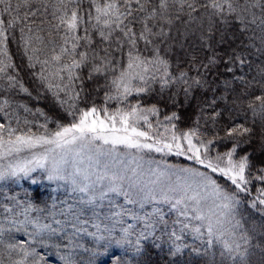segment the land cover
<instances>
[{"label": "snow or ice", "instance_id": "6c2138e0", "mask_svg": "<svg viewBox=\"0 0 264 264\" xmlns=\"http://www.w3.org/2000/svg\"><path fill=\"white\" fill-rule=\"evenodd\" d=\"M87 2L89 7L82 11L85 0H17L15 4L12 0H0V94L18 89L30 95L22 81L9 71L15 69L8 51L9 29L14 28L18 21L50 16L51 20H40L35 33L29 24L21 27L20 39L29 66H41L39 79L46 82L57 104L67 106L64 110L72 117V122L68 124L57 122L55 130L49 131L45 123L41 125L45 129L42 133L30 129L19 131L18 127L11 126V120L14 119L17 126L21 121L28 125L30 122L19 115V110L30 113L31 109L23 104L13 109L12 101L3 98L0 103L3 117L0 118L9 119L7 123H0V184L18 182L42 169L47 180L57 181L58 187H63L66 192L79 194L81 205L93 206V216L97 221L93 226L97 231L88 235L106 240L110 245L131 246L137 253L149 238H154L153 243L159 247L155 240L167 235L170 254L175 256L187 247L177 241L183 238L185 231L190 230L203 240L204 246L192 251L207 257L205 264H250L249 249L253 238L246 232L238 231L242 224L235 215L240 203L239 193H248L252 184L250 170L253 165L248 155L234 159L237 149L233 147L222 155L211 156L210 146L214 140L202 138L196 128L177 131L176 124L171 123L179 119L176 113L165 116L170 127L162 125L169 135H160L149 118L150 115H159L160 109L156 105L143 107L137 103L109 112L106 106L98 108L92 105L82 109L77 102L85 91V80L104 78L108 89L105 99L121 101H126L133 93H148L151 83H159L161 91L176 83L187 84V72L181 71L174 76L171 71L172 63L168 56L173 53L176 44L182 51L186 43L196 51H207V62L200 64L207 71L223 59L217 58V45L228 40H239L242 49L253 45L256 40L264 45V0ZM21 9H24L22 15ZM5 14L11 18L8 19ZM45 23L47 34L39 35L45 31L41 27ZM233 25L239 36L235 32L229 33ZM25 27L28 34H25ZM90 28L99 37L100 44L107 43L108 47L95 46ZM193 39L197 43L192 44ZM141 44L151 53L150 56L142 54ZM162 47L164 55H161ZM41 53H45L44 59L40 58ZM117 56L123 64H117ZM191 59L197 61V56L192 55ZM228 62L243 66L246 60L233 50ZM49 68L52 70L48 71ZM83 69H88L86 77L80 74ZM110 71L112 78L108 79ZM261 71L264 74V70ZM238 79L243 84L248 83L243 77ZM56 80L60 83H55ZM137 81L140 86L134 83ZM192 83L202 86L199 79ZM191 86L184 89L185 96ZM62 92L65 99L60 96ZM211 106L215 107V101ZM247 107L253 117L259 116L264 121V86L260 95L253 94ZM219 115L216 112V116ZM141 121L147 130L140 126ZM233 134H252V129L239 125L226 131L225 135L231 139ZM152 152L186 157L204 166L210 173L191 166L176 167L165 161H145L144 154ZM258 171L260 175L255 179L264 182V168ZM215 173H220L237 191L230 193L223 188L213 178ZM32 182L37 183L36 180ZM120 197L124 198L125 204L138 205L140 209L150 204L152 211L141 216L117 203ZM207 200H211V204L205 206ZM104 201L108 202L109 212L101 218L94 209L103 207ZM257 204L264 205V188L260 189L251 206L256 208ZM165 205L168 212L175 213L176 219L171 223L180 225V235L174 227L165 231L169 225ZM55 208V203L50 210L46 204L41 207L27 197L21 200L17 196L5 195L0 200V264H40L43 257L37 258L35 248L30 250L28 241H16L10 234L24 232L29 241L46 244L52 237L64 232L63 227L52 226L62 224L55 219ZM46 210L52 217V223H44L41 217L32 215ZM65 211L72 213L73 205L68 204L66 209L60 210V214ZM125 216L142 221V229L137 230L133 224L125 226ZM76 219L79 220V217ZM192 220L201 223L193 226ZM117 224L122 225L119 235L115 234ZM102 226L107 236L101 232ZM72 227L76 229L73 236L87 232L83 226L73 224ZM158 228L161 231L159 237L156 236ZM64 236L67 237L66 232ZM216 244L220 245V249L213 251ZM14 254L19 258L13 259ZM29 257L33 259L29 260ZM66 264L71 262L66 261Z\"/></svg>", "mask_w": 264, "mask_h": 264}, {"label": "trees", "instance_id": "16d2710c", "mask_svg": "<svg viewBox=\"0 0 264 264\" xmlns=\"http://www.w3.org/2000/svg\"><path fill=\"white\" fill-rule=\"evenodd\" d=\"M12 2L15 4L17 0H12ZM88 7V2L85 0L82 11ZM23 11L24 9L20 10L21 15ZM5 15L7 17V14ZM12 15L15 16L16 13L13 12ZM7 18L10 19L11 17ZM41 19L51 20L52 18L50 16L46 18L37 17L32 18L30 21H18L14 28L9 29L8 51L15 64V69L9 71L22 81L23 85L29 90L30 95L18 89L0 94L1 101L3 98H8L13 104H23L31 109L30 113L22 110V115L30 123L25 125L21 121V128L23 131L30 129L35 133L44 132L45 129L41 125L45 123L47 129L51 131L56 129L57 122L62 124L72 122V117L64 110L67 106L62 107L57 104L52 91L47 89L46 82L39 79L41 66L36 64L35 67H30L28 57L23 51V41L20 39L19 29L25 24H29L35 33ZM52 22L55 23L54 20ZM41 27L45 28V31L38 34L46 36L47 24L45 23ZM205 27H207V24ZM90 32L97 48L108 47L107 43L100 44L99 37L92 32L91 28ZM233 32L236 36H239L235 25L229 29L230 34ZM25 34H28L27 27H25ZM173 34L175 35V33ZM191 43L195 44L197 41L193 39ZM112 47L115 48V44ZM233 50L242 59L246 60L243 66L228 62V56L232 54ZM141 52L145 56L151 55L148 50L144 49L142 44ZM216 53L218 59L220 57H223V59H219V63L211 71H207L200 66L201 63L207 62L205 59L209 55L207 51H196L188 43L185 44V50L182 51L179 44H176L173 53L168 56L172 63L171 71L174 76L179 75L181 71L187 72V84L176 83L161 91L159 83H151L148 93H134L127 98L124 104H121L119 99H105V91H108V89L105 87L107 81L104 78L97 81L85 80V91L81 94V99L77 103L82 109L92 105L98 108L106 106L109 109L137 103H140L143 107L156 105L160 109L161 117L170 116L173 113L179 116L178 120L173 121L178 130L196 128L199 135L204 139H213L212 152H228L231 148L236 147V157L248 155L253 165L250 170L252 184L249 185L250 191L248 193H239L240 203L235 209V215L237 219L241 220V232H246L253 238L249 249L250 264H264V205L257 204L256 208L251 206L260 189L264 188V182L255 179L256 176L260 175L258 170L264 168V121H261L259 116L253 117L247 107V103L252 99L253 94L260 95L261 87L264 86V74L261 71L264 70V45L256 40L253 45L242 49L239 40L235 42L228 40L226 43L216 46ZM28 55H31V53H28ZM39 55L41 59L45 58V53ZM161 55H164L163 47ZM192 55L197 56V61H192ZM116 62L118 65L123 64L119 56L116 57ZM229 68L232 71H228ZM51 70V68L48 69V71ZM45 74L47 75V72ZM80 74L82 77H86L88 69L81 70ZM239 77H243L248 83H241ZM111 78L112 73L110 71L108 79ZM197 79L202 82V86L192 83ZM55 83H60V81L56 80ZM189 85L192 86L189 88L188 95L185 96L184 89L188 88ZM112 94H114V91ZM60 96L62 99L66 98L63 92ZM212 101H215L214 108L211 106ZM41 112L44 115H41ZM216 112H219L220 115L216 116ZM239 125L251 128L252 134H233L231 139L226 138V131ZM175 161V164H185L182 159H176ZM187 163L189 165V162ZM213 175L214 179L228 192L237 191L235 186L231 185L220 173ZM12 183V181H9L5 183V186L0 185V192L3 188H5V192L8 191L7 187H11ZM55 188L56 184L46 178H37V183L32 185L27 181L24 185L25 192L31 193L33 198L46 203L48 199H52ZM28 243L30 250L33 246L38 247V245H33L32 242L28 241ZM159 245V247H156L155 244L147 247L140 254L119 264H205L207 260L205 256H198L196 253L189 251L183 252V250L173 256L170 254V244L163 243ZM39 249H35L36 253L46 261L54 260L59 261L56 262L57 264H66V261L72 259V255L64 254L59 249V252H55V248L52 247ZM219 249L220 245H216L213 251ZM217 260H219V256H217Z\"/></svg>", "mask_w": 264, "mask_h": 264}, {"label": "rangeland", "instance_id": "374dc122", "mask_svg": "<svg viewBox=\"0 0 264 264\" xmlns=\"http://www.w3.org/2000/svg\"><path fill=\"white\" fill-rule=\"evenodd\" d=\"M134 83H136L137 86H140L138 81L134 82ZM126 101L119 100V103L121 102V104H124ZM0 103H2L1 100H0ZM16 105L17 104H13V109L16 107ZM132 105H134V104H132ZM127 106H129V105H123V106L117 107V108H125ZM117 108H114V109L108 108V109H109V112H112V111H115ZM11 110L12 109H9V111H11ZM19 115L21 117H24V115H22V109L19 110ZM101 115H103V113ZM0 117H3L2 113H1ZM149 118H150L151 122L153 123L154 128L159 129L160 135H162V136L169 135V133L164 132V128L162 126V125H167L170 127V124L168 121L165 120V117H161L160 113H159V115H156V116L150 115ZM8 119L9 118H0V123H7ZM171 123H173V121ZM11 126L14 128L18 127L19 131H23V129L21 128V123L19 126H17L14 119L11 120ZM140 126L143 127L145 130H147V126L144 125L142 121H141ZM177 131H187V130H178L177 129ZM211 147H212V145L210 146V155L213 157L216 154L222 155L223 153H226V152H222V153L212 152ZM174 158H175V160L176 159L177 160L182 159L183 161H185V164H182V165L179 163L175 164L176 161L173 160ZM234 159H238V157L234 156ZM144 160L145 161L154 160L157 162L165 161L167 164L173 165L176 167L191 166L194 168H198L201 171H208L210 173V170L205 169L204 166L199 165L193 161H189V160H187L186 157H181V156H176V155L164 156L163 154L152 152V153L144 154ZM186 161L189 162V165H187L188 163ZM147 166L148 165L145 163V167H147ZM154 166L155 165H153V167ZM221 166H223V162L221 163ZM215 174H219V173H215ZM37 178H45L44 170L37 169L36 172L32 173L28 177H23V178L19 179L18 182L12 181L13 182L12 186L7 187L8 191L5 192V188H3V190L0 192V200H3V197L5 195L6 196H17V198L21 199V200H23L27 197V198L35 200V202L37 204H39L41 207H44V205L46 204L48 206V209H50V210H51V205L53 203H55L56 208L53 210L55 212V219L60 220L62 222V224L61 225L52 224V226L54 228L63 227L64 232L67 233V237L64 236V232H61V233H58L56 236L52 237V239L49 240L46 244L41 245L38 243H33L32 241H29L28 236L24 232H13L10 235L14 236L16 241L32 242L33 245H38V247H36V246L32 247L35 249L36 248L45 249L48 247H52V248H55V252L56 251L59 252V250H61L64 254L72 255V259L70 261L71 264H119L123 261L129 260V259L135 257L136 255L140 254L141 252L146 250L147 247L154 246V243H153L154 238H149L148 241L143 242V246H142L140 252L137 253L133 250V248L131 246L120 247V246H116L114 244L110 245L106 240H99L97 237L88 235L87 233H92V232L97 231V229L93 226L97 222L95 217L93 216V206L81 205L79 203V199H78L79 194L66 192L63 187H58L57 181H53V183L56 184V188H55L54 195H53L52 199H48L47 203L42 202L41 200H38L36 198H33L31 193L25 192L24 185L27 181L30 182L31 185L34 184L32 181L33 180L37 181ZM213 178H214V175H213ZM59 183L62 184L63 182H59ZM0 185L5 186V183L0 184ZM4 202H6V201H4ZM117 203L123 204L126 209L135 211L136 213H138L141 216L145 215V213H151L152 207H153L152 205L147 204V205H145L144 209H140L138 205L125 204L123 197L118 198ZM68 204L73 205L72 213H68L67 211H65L64 214L61 215L60 210L66 209ZM210 204H211V200L205 201V206L210 205ZM103 205H104L103 207H99V208L94 209L96 215L101 216V218H103V216H105L109 212L108 202L104 201ZM163 207H164L165 211L168 213L166 216V219L169 220L168 228L165 231H170L174 227L177 230V234L180 235L181 234L179 232L180 225H173L171 223L173 220L176 219L175 213L174 212H168L166 205ZM0 211H2V210H0ZM32 215L37 216V217H41L42 222H44V223H52V217L48 216L47 210L43 213H33ZM76 217H79V220H77ZM180 219H184V218H180ZM123 220L126 222L125 226H126V224H133L136 226L137 230L142 229V226H143L142 221H135L130 216L123 217ZM84 221H87V223L85 224ZM185 222H187V221H185ZM105 223H107V221H105ZM191 223L193 226H196V225L200 224L201 222L196 221V220H192ZM73 224H75L77 227L83 226L84 228H86L87 232H80L79 234L73 236V233L76 231V229H74L72 227ZM121 226L122 225H120V224L115 225V229H116L115 234L116 235L120 234L119 229ZM31 229H32V226L29 225V230H31ZM202 231H203V229H202ZM238 231L241 232V228L238 229ZM101 232L105 236L108 235V233L103 230V226L101 228ZM182 235H183V238L180 241H177V243H179L181 245H187V247L183 248V252L184 251L193 252L192 251L193 248H199V247L204 246L203 240L197 238L190 230L185 231ZM156 236L157 237L161 236V231L159 228L156 231ZM155 243L156 244H163V243L170 244L167 235H164L163 238L160 240H155ZM57 245H59V247H57ZM216 245H219V244H216ZM39 257H41V256L38 255L37 258H39ZM18 258L19 257L16 256L15 254L13 255V259H18ZM31 259H33V258L29 257V260H31ZM5 260H7V254H5ZM56 262H59V261H54V260L53 261H46L44 258L40 260V264H57Z\"/></svg>", "mask_w": 264, "mask_h": 264}]
</instances>
